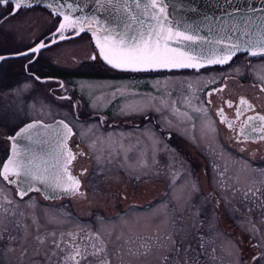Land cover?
<instances>
[{
	"label": "flooded vegetation",
	"instance_id": "flooded-vegetation-1",
	"mask_svg": "<svg viewBox=\"0 0 264 264\" xmlns=\"http://www.w3.org/2000/svg\"><path fill=\"white\" fill-rule=\"evenodd\" d=\"M12 9V3L0 4V56L21 54L38 43L55 42L38 53L0 60V173L3 161L10 154L11 137L18 128L35 120L50 123L60 118L71 130L66 148L74 158L66 168V175L79 181V189L71 193V197L82 193L80 186L86 168L81 170L79 162L91 157L82 149L85 134L91 136L101 131L111 138L114 135L125 154L119 155L123 160L127 157L135 160L152 158L168 163L174 156L190 163L195 161L196 154L192 152L201 151L205 141H211L210 146L212 141L217 142L212 145L219 148L220 144L232 153L251 152L253 146L264 148V139L259 138V133H252L249 139L241 133L249 117L264 116L257 97L259 94L235 89L252 86L264 92V79H261L264 77V55L237 54L226 64L198 70H120L101 59L96 39H102V30L95 21L84 22L83 31L78 26L58 33L61 18L46 8L21 7L11 15ZM17 13H23L25 21L6 24ZM31 16H36L38 23L28 27L26 20L33 18ZM61 35L64 39L60 38ZM233 82L237 87H233ZM182 86L190 94L186 90L174 91ZM97 93L102 94L99 99ZM241 100L246 103L241 104ZM178 102H184L188 110L195 112L187 114L185 120L198 121L197 126L188 130L170 127L172 118L167 110L171 111L172 103ZM127 106H140L142 110L123 111ZM173 108L181 112L176 105ZM220 110H223L224 119ZM254 123L264 122L257 120ZM80 127H85L83 131L86 133H81ZM135 142L143 149L140 155L135 150ZM91 162L95 163L94 160ZM119 170L120 174L125 173L123 168ZM133 177L130 194L134 204L138 206L139 203L142 208L153 206L156 199L161 198V195L155 196L154 171ZM162 177L164 196L169 181L166 175ZM10 180L15 182L10 183ZM17 181L16 176H9L6 180L0 175V231H3L0 264L9 261L12 220L16 228L26 222L24 215L19 220L12 219V214L17 216L23 211L12 208L11 198L22 202L34 195L38 203L43 204L60 199H45L37 189L20 196L15 187ZM145 182L146 186L139 187ZM119 197L120 201L127 199L123 192Z\"/></svg>",
	"mask_w": 264,
	"mask_h": 264
},
{
	"label": "rangeland",
	"instance_id": "rangeland-1",
	"mask_svg": "<svg viewBox=\"0 0 264 264\" xmlns=\"http://www.w3.org/2000/svg\"><path fill=\"white\" fill-rule=\"evenodd\" d=\"M31 17L26 20L28 27L38 23L36 16ZM15 21L23 23V13H17L6 24ZM231 84L237 87L234 82ZM185 88L174 91H187ZM235 89L258 92L264 111V92L252 86ZM100 96L101 93L96 94V98ZM174 105L181 109L180 113ZM170 107L167 113L172 118V129L188 130L198 125V121L185 120L187 114L195 112L188 110L184 102L172 103ZM84 128L80 127L81 133ZM84 137L82 149L92 159L84 158L78 165L81 170L86 168L81 194L44 204L38 203L34 195L22 202L11 198L12 208L23 211L17 216L12 214V219L19 220L24 215L26 222L16 228L12 220L8 264H65L74 246L87 256L80 264H97L98 258L90 255L95 251L91 245L104 249L101 257L109 264H167L166 258L175 256L168 237H175L178 230L188 237L180 249V264H264V148L253 146L251 152L232 153L220 144L219 148L212 145L217 142L212 141L210 146L211 141H205L208 145L199 149L203 154L192 152L196 154L194 162L173 156L167 163L152 158L123 160L119 155L124 152L114 135L111 138L98 131ZM136 144L140 155L143 149ZM120 168L125 173L120 174ZM148 171H154L155 196L161 198L153 206L142 208L132 201L131 185L133 176ZM163 175L169 181L164 196ZM141 186H146V182ZM119 190L126 195L125 201H120ZM149 243L152 254L141 255L145 251L142 246Z\"/></svg>",
	"mask_w": 264,
	"mask_h": 264
},
{
	"label": "snow or ice",
	"instance_id": "snow-or-ice-1",
	"mask_svg": "<svg viewBox=\"0 0 264 264\" xmlns=\"http://www.w3.org/2000/svg\"><path fill=\"white\" fill-rule=\"evenodd\" d=\"M9 2L10 0H0V4H7ZM11 2L14 5L10 13L11 15H14L22 6L30 4V0H11ZM97 2L100 3V0H97ZM142 3L143 7H141ZM132 4H134L135 9L140 13L139 16L132 11ZM104 5L108 6L107 11L125 18L123 25L110 21L107 18L103 20L100 17L91 18L102 28L103 38L97 37L96 39L100 57L116 69L141 71L161 68H200L209 64H226L241 48L240 41H232L225 45L222 55L218 54L215 50L208 51L207 49H201L196 54L185 51V42H193L197 37L187 34L190 31L189 25L184 24L180 20L173 21L169 18L166 0H103L101 7H104ZM71 7L69 5V9ZM54 14L60 15L63 18L56 30L58 33H63L66 29H76L78 26L80 31L84 30L80 19H73L70 15L64 14L62 11L57 12L54 10ZM87 20L88 18H85V22ZM137 24L139 26L135 27ZM181 26L184 28L183 31L179 30ZM93 35L96 36L95 31ZM60 38L64 39L63 35ZM199 39L203 40L204 38L200 37ZM173 43H175V47L172 46ZM211 43L222 44L223 40H217ZM44 47L46 45L40 43L30 51L32 53H38ZM244 47L247 48L250 55H264V45H261L260 42L251 44V42L246 41L244 42ZM253 48L257 50H253ZM21 55H27V53H21ZM4 59L6 57L0 56V60ZM261 79H264V77H261ZM244 103L246 102L241 100V104ZM231 106L229 103V107ZM141 110L142 108L140 106H127L123 111L134 112ZM220 114L222 119H224L223 110H220ZM237 114H240L239 109L237 110ZM257 120L264 122V116L249 117L246 121L245 126L241 129V133L245 139L251 138L252 133H259V138L264 139V123L259 125L254 123ZM231 126V123H229V127ZM35 127L36 125L30 124L25 129H21L17 133V136ZM64 128H67V125H64ZM68 132L70 133L71 130L68 129ZM73 158L72 153L69 151L67 155L68 162ZM64 171L67 172V169L65 168ZM21 172H23L24 176H31L33 180L47 182L39 168L28 167L18 163L14 158L10 159L4 165L0 175H3V178L8 180L9 176H21ZM9 182L12 183L15 181L10 180ZM53 186L54 189H63L65 193H75L79 189V181L70 175L67 181L62 176H57L53 181ZM24 194V192L21 193V195ZM182 231L178 230L175 237H168L175 256L171 259L166 258L167 264H180L178 259L180 249L184 241L188 238L185 235H181ZM2 238L3 236L0 234V239ZM53 243L57 248H60L58 242L54 241ZM91 247L95 251L90 255L98 258L97 264H109L106 258L101 257V254L104 252L103 248H96L95 245H91ZM142 247H145V251L141 255L148 256L152 254V245L150 243ZM183 251L187 255L188 249L185 248ZM72 253L71 256L66 257L65 264L69 261L71 264H80L81 260L87 259V256L81 253L78 246L73 247ZM254 259L257 258L254 257ZM261 259H264V257H261ZM185 264H187L186 261Z\"/></svg>",
	"mask_w": 264,
	"mask_h": 264
},
{
	"label": "water",
	"instance_id": "water-1",
	"mask_svg": "<svg viewBox=\"0 0 264 264\" xmlns=\"http://www.w3.org/2000/svg\"><path fill=\"white\" fill-rule=\"evenodd\" d=\"M9 3H12L11 0ZM101 4H103V0H100V3L97 0H30V4L22 7L41 6L53 14L54 10L57 12L62 11L73 19H80L82 26L85 18H88L87 21H95L91 19L93 17H100L101 20L107 18L123 25L125 19L123 16L107 11L108 6L104 5V7H101ZM166 4L169 18L173 21L180 20L184 24L189 25L190 31L187 34L197 37L193 42H185L184 50L190 51L192 54L200 52L201 49H207L208 51L215 50L222 55L225 45L232 41L241 42V48L235 55L239 53L249 54L247 48L244 47V42L246 41L251 42V44L260 42L261 45H264V0H166ZM69 5L72 6L71 9H69ZM141 7H143V3ZM132 11L139 16L140 13L135 9L134 4H132ZM58 16L62 22V16ZM96 25L100 27L97 23ZM138 26V24L135 25V27ZM179 30L183 31V26ZM79 33H76V35ZM200 37L204 39L200 40ZM217 40H223V43H211ZM52 42L45 44L46 47L51 45ZM172 46L175 47V43ZM253 50L257 49L253 48ZM30 52L28 50L24 53L28 54ZM19 55L21 54L5 55L4 57L11 58ZM214 65L221 64H209L204 67ZM204 67L185 69L198 70ZM178 69L161 68L150 70ZM30 124H34L36 127L17 136L21 129H25ZM64 125H67V128H64ZM68 129H70L68 124L60 118L50 123L35 120L18 128L13 134L10 139V154L3 161L1 171H3L4 165L14 158L18 163L28 167L39 168L47 181L33 180L31 176H24L23 172H21V176L18 177V181L15 183L17 193L20 196H24L33 189L39 190L38 192L45 199L53 200L71 195V193H65L63 189H54L53 186V181L57 176H62L65 181L68 178L67 172L64 171L70 163L67 160L68 149L66 148L67 140L71 135ZM22 192L25 194L21 195Z\"/></svg>",
	"mask_w": 264,
	"mask_h": 264
},
{
	"label": "trees",
	"instance_id": "trees-1",
	"mask_svg": "<svg viewBox=\"0 0 264 264\" xmlns=\"http://www.w3.org/2000/svg\"><path fill=\"white\" fill-rule=\"evenodd\" d=\"M262 203H263V200H262Z\"/></svg>",
	"mask_w": 264,
	"mask_h": 264
}]
</instances>
